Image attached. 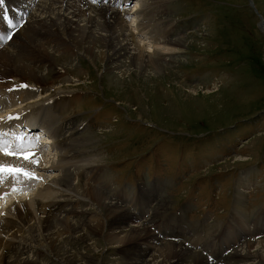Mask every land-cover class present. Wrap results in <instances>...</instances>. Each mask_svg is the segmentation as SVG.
Listing matches in <instances>:
<instances>
[{
    "label": "rangeland",
    "instance_id": "1",
    "mask_svg": "<svg viewBox=\"0 0 264 264\" xmlns=\"http://www.w3.org/2000/svg\"><path fill=\"white\" fill-rule=\"evenodd\" d=\"M162 1V18L174 22L171 35H183L184 44L170 62L169 76L136 79L128 66L119 63L125 57L111 64L109 71L105 63L111 60L93 63L83 56L84 51L75 48L66 53L54 43L44 45L30 31L17 37L13 48L5 45L14 56H5L0 64L14 60L24 71L34 70V77H21L23 84L33 85L31 98L24 101V94L14 91L21 94L20 111L33 116L46 109L64 118L65 132L76 130V146L84 152L83 166L89 168L76 170L73 181L86 198H80L84 204H77L71 195L49 198L44 204L54 199L65 204V208H55L59 217L81 224L84 215L90 214L100 222L101 217L119 216L113 206H124L127 212L123 209V215L130 224L179 227L181 236L176 238L182 247L193 250L191 257H181L184 264H207L204 255L209 254L210 264H242L241 255L234 256L233 251L264 242V233L253 231L252 236L250 231L254 220H264V32L257 26L258 16L248 0ZM38 2L33 4V12ZM252 3L264 20V0ZM123 7L113 9L121 12ZM37 45L45 52L39 54ZM67 48L73 50L71 45ZM3 68L10 66H0ZM122 72L125 83H113ZM13 82L17 85L12 88H18L20 81ZM0 83L7 82L2 79ZM33 87H39L42 94H35ZM193 89L196 93L189 92ZM51 152L49 158L55 159L58 150L55 157ZM246 170L250 174L239 182ZM88 189L100 192L111 206L108 211L99 207L103 216L96 210H84L88 201L94 203L85 194L91 192ZM144 199L150 200L143 207L149 215L137 222L129 220L128 205ZM132 212L135 216L139 210L133 208ZM144 230L142 237L147 236ZM65 239L71 251L88 254L103 264H125L123 252L132 242L106 248L101 240L89 248L78 239ZM22 242L15 251L17 264H66L44 247ZM222 246L225 250L219 253ZM171 259V264L177 262Z\"/></svg>",
    "mask_w": 264,
    "mask_h": 264
},
{
    "label": "bare ground",
    "instance_id": "2",
    "mask_svg": "<svg viewBox=\"0 0 264 264\" xmlns=\"http://www.w3.org/2000/svg\"><path fill=\"white\" fill-rule=\"evenodd\" d=\"M7 1L14 2L17 0ZM36 1L37 0H34L33 4ZM128 1L129 0H123L122 4L125 3L126 5H124L123 11L120 12L112 8V0H100L99 6H92L82 0H39L38 4H35V12L31 13L26 20L27 22L25 21L26 23L23 24L24 26L22 25L23 27L21 26L13 32L12 39L7 46L13 45L17 37L19 38L24 32L30 31V35L33 37L36 36L37 38V36H40V41L44 45L50 46L51 43H54V45L59 46L60 49L66 53L69 51L74 52L75 48L84 51L85 54L81 55L85 56L86 59L88 58L93 63H95V60H111L107 63L104 62L105 65L109 67V71L113 69L111 64L115 65L118 59L125 57V60L122 59L119 63H124L125 66H128L129 70L131 69L137 76L136 79L145 77L144 79L150 81L162 74L169 76L170 62H173L177 58L176 55L181 52L178 50L180 49V45H184L183 35H178L180 33H172L171 35V31H173L175 24L172 20L164 19V17L162 18V0H133L134 4L126 8L129 3ZM250 1L252 4L250 6L256 10L252 0ZM259 17H261L264 24V20L260 14ZM68 45L73 46V50H69L67 48ZM8 47L0 50V61L5 58V56H14L11 51H8L9 48L13 47ZM37 47L39 49H36V51L39 54L45 52L43 48H40L38 45L36 48ZM38 53L36 55H38ZM118 53L119 55H117ZM6 59H8V57H6ZM37 61L39 62V60ZM49 62L53 63L54 59L51 58ZM34 63L36 64V62H33V64ZM3 65H8L10 68L4 70V67L0 70V80L4 79L5 82H13L14 79L19 80L20 83H18V88H12L13 83H0V95L5 92L8 93L6 97L11 104L15 102V95L18 96V99L21 95L17 92L11 93V91L16 90L19 91V93L22 92V94H24V101L31 98L30 95L34 94L32 92L33 85H26L29 87H24V90L20 85L23 84L22 76H25V79L26 77H34V70H28L26 72L20 68L14 60L11 63L2 60L0 66ZM42 66H47V63L42 64ZM17 74L19 77H17ZM124 74L125 73L122 72L121 76L115 78L113 83H125L126 79ZM39 75H42V72H39ZM151 75H154V77H151ZM121 78L123 80H121ZM190 91L196 93V89L189 90V92ZM39 93L42 94V92ZM18 103L13 105L16 110L21 107ZM62 109L63 107H61V110ZM44 110L45 111L40 116H35V118L41 119L45 124L47 132L54 137V147H52V149H50V147L47 148L48 158L50 154L49 151L53 149L58 150L55 159L49 158L47 161L44 160V163L47 164L48 162L50 167L38 161L37 163H30L22 157L5 156L3 153H0V164L17 168L25 167L33 171H39L37 172L39 178L34 176V183L30 188L24 187V184L17 181L13 183L12 180L7 181L6 185L0 184V264H17L15 262V251L20 241H23L22 243L26 242L33 247H44L55 259L66 264H103L102 261L100 263L99 260H93L88 254L71 251L66 246L68 240L65 238H70V240L71 238L75 240L78 239L89 248H93L97 243L100 244L101 240L105 242L106 248H114L115 244L119 245L132 240V242H128L127 248L123 252L125 254L124 257H126L124 259L125 264H171L173 262H168L170 256H172L171 261L177 259L175 264H184L181 257L187 258L188 255L190 256V254L193 253L192 249L182 247L181 241L176 237V240H171L169 237L159 238V236L154 235V233L151 234L147 227H145L147 236L142 237V233L145 231L144 226L139 227L136 226V224H130L131 222L129 223L123 215V213H125L124 210L126 211L124 206H113L118 208L119 213L117 210L116 212L119 214L120 218L119 216L114 217V219L112 216L108 219L107 217H101L100 222L98 217H93L90 214L84 215L86 218H84L81 224H78L79 221H73L70 218V220H68L62 216L59 217L57 213L59 211L55 208H65V204L55 200L58 198L57 196L71 195L75 197L76 202L85 203L84 200L80 198L86 197L81 194L82 189L76 186L77 184L75 185L73 176L77 174L76 170H81L86 167V165L85 167L83 166L86 159L83 158L82 154L84 152L81 148L76 146L77 144L74 136L76 130H67L68 133H66L67 131H64L65 124L63 125L62 123L64 118L61 119V117H56L54 114L46 111V109ZM2 128H4L3 125H0V130ZM4 133V130L0 131V134L4 137L12 135L10 130L6 135ZM47 143H49V141ZM19 145H21V141ZM21 146L26 151L33 153L36 160H40L36 157L42 158L45 155V153H42L39 141L33 142L31 146L29 143L23 142ZM249 174L250 171L247 172V170L241 172L242 176L239 182L244 180L243 176ZM20 176H23V174H16V180L19 179ZM87 182L88 181H86V183ZM90 186H92V184ZM9 188L13 190L12 194L6 192V189ZM99 193L94 191L85 193L87 197L91 196L92 202L94 203L88 201V208L84 210L88 212L89 210H96L101 216V210L107 209L108 211L111 206L108 204L106 198L102 197ZM3 197L5 200H1ZM53 197H55L53 203L44 204L49 198ZM48 205L52 206L50 210L47 209ZM99 207H101V210ZM134 209L137 208L134 207ZM126 214L129 220L133 219V221L137 222L141 219V216L138 214H136L137 216L132 215L135 214V212ZM112 219L114 222H112ZM115 227H119L118 230ZM113 229L116 230L114 231ZM17 232H23L24 235H18ZM154 241H158V243ZM188 242V244H192L194 248L197 247L193 242ZM131 244H134L135 247L130 246ZM224 250L225 247L222 246L219 253ZM237 250L235 249L233 254L238 257L241 255L240 262H242V264H264V242L256 245H248V247L242 250L239 249L238 252ZM96 253H99V251ZM78 259L82 260V262L78 263ZM187 264H192V262L189 261Z\"/></svg>",
    "mask_w": 264,
    "mask_h": 264
},
{
    "label": "snow or ice",
    "instance_id": "3",
    "mask_svg": "<svg viewBox=\"0 0 264 264\" xmlns=\"http://www.w3.org/2000/svg\"><path fill=\"white\" fill-rule=\"evenodd\" d=\"M4 0H0V19H3L8 28V32L0 36V40H10L13 36V31L16 28V24L12 22V20L9 18L7 11L3 10ZM19 23V21H17ZM20 87H27L26 85L21 84ZM14 117H7V119H13ZM18 118V117H17ZM20 139V138H18ZM23 144V141H21V145ZM21 145H18L15 150L11 148L7 144L6 141L0 140V153H3L5 156H13L20 158L22 157L24 160L29 161L30 163H37V160L34 157V154L31 152L26 151ZM4 174H23L25 176H29L32 178H35L34 175L23 168H17L13 166H5L3 164H0V176Z\"/></svg>",
    "mask_w": 264,
    "mask_h": 264
},
{
    "label": "water",
    "instance_id": "4",
    "mask_svg": "<svg viewBox=\"0 0 264 264\" xmlns=\"http://www.w3.org/2000/svg\"><path fill=\"white\" fill-rule=\"evenodd\" d=\"M249 1V5H252L251 4V1L250 0H248ZM252 8V7H251ZM254 11H255V13L257 14V16H258V23H257V26L259 27V29L262 31V32H264V27H263V21L261 20V17H259V14L257 13V11L254 9ZM259 24V25H258Z\"/></svg>",
    "mask_w": 264,
    "mask_h": 264
}]
</instances>
